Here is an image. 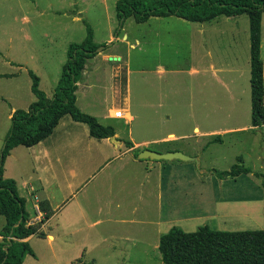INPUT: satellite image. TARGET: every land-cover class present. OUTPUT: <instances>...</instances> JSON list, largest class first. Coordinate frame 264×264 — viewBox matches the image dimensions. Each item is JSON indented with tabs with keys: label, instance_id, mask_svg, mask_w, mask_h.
Returning <instances> with one entry per match:
<instances>
[{
	"label": "rangeland",
	"instance_id": "rangeland-1",
	"mask_svg": "<svg viewBox=\"0 0 264 264\" xmlns=\"http://www.w3.org/2000/svg\"><path fill=\"white\" fill-rule=\"evenodd\" d=\"M116 1L0 0V73L6 75L0 77V143L10 126L11 120L7 116L10 106L27 109L35 100L28 71L38 75L39 88L51 96L67 60L68 45L84 39L85 24L88 23L94 41L106 46L98 56L86 61L77 84L76 105L100 123L116 127L124 139H129V131L134 141L160 138L173 132L179 137L149 146L162 148L175 144L187 152L201 155L199 164L195 160H187L184 164L193 173L199 171L198 201L195 202V187L181 199L183 204L193 203L192 210L197 216L180 225L164 227L159 234L172 226H180L185 231L197 230L201 225L223 230L264 229V177L255 174H264V126L253 128L250 122L247 14L231 18L219 16L211 24H204L209 27L205 41L213 51L214 59L216 51L220 55L224 49L238 56L242 66L243 74L237 79L240 87L237 97L229 105L230 117H227L226 96L219 93L221 90L215 94L213 105L199 102L197 110H192L191 77L186 72L162 75V99L152 104L144 101V77L148 75L153 79L155 74H146L143 70L153 68L157 62L178 69H185L189 64L191 55L187 42L191 22L175 18V23L165 20L155 33L147 23H138L128 17L120 29ZM261 56L264 62V13ZM168 83L174 85L172 99L167 92ZM118 107L126 109L131 120L109 117L110 109ZM66 117L43 142L49 152L47 164L39 163L33 155L35 150L26 146H17L4 161V176L13 178L19 194L26 198L28 223L39 221L36 217L39 200L47 198L54 210L51 218L40 227L45 237L35 234L30 237L29 244L35 255L27 254L23 264H163L159 249L153 248L149 259L133 254L127 259L120 257L118 252L123 246L134 253L139 252V247H129L130 242L124 240L123 236L129 234V224L122 223L121 219L97 224L92 222L94 217L91 215L80 217L67 213L65 206L70 201L74 206L95 202L100 181H110L111 175L105 177V173L111 172L115 164L104 165L107 159L96 157L94 150L95 146H106L111 141L92 138L84 123L76 127L66 125V119H71ZM194 125L201 130L239 128L198 137L192 131ZM216 135H219V141L212 140ZM239 155L251 172L219 179L212 169H230ZM32 169L38 170L44 187L28 196L23 189L24 181L38 186L35 176L29 180ZM4 222L5 218L0 214V224ZM157 234L151 232L148 238L151 243L156 241ZM103 237L110 238L104 241ZM82 243L87 245V250L83 249Z\"/></svg>",
	"mask_w": 264,
	"mask_h": 264
},
{
	"label": "trees",
	"instance_id": "trees-1",
	"mask_svg": "<svg viewBox=\"0 0 264 264\" xmlns=\"http://www.w3.org/2000/svg\"><path fill=\"white\" fill-rule=\"evenodd\" d=\"M116 17L120 29L128 17L138 23L151 16H177L193 22H205L217 16L247 14L249 22L250 54V122L253 128L264 126V62L261 57V30L264 0H117ZM86 35L80 42H71L67 48V60L63 64L57 85L51 96L39 88V77L29 70L31 92L35 100L27 109H15L0 152V214L5 225L0 230V264H22L27 254L35 255L25 238L30 235L45 237L41 225L54 210L47 198L37 202L42 213L36 223H28L29 212L25 198L18 193L16 181L4 177V161L10 150L18 145L31 146L47 138L59 120L68 114L72 120L85 123L89 135L100 139L115 134L112 125H105L83 112L76 105V89L86 61L94 57L99 47L106 44L93 39V30L86 23ZM213 141H219L216 135ZM132 146L130 140H125ZM139 150L136 151V155ZM228 170L212 169L221 179L235 178L249 173L241 155ZM263 176V173H255ZM264 184V182H262ZM163 264H264V229L223 230L201 225L197 230L185 231L172 226L159 238L158 244Z\"/></svg>",
	"mask_w": 264,
	"mask_h": 264
},
{
	"label": "crops",
	"instance_id": "crops-1",
	"mask_svg": "<svg viewBox=\"0 0 264 264\" xmlns=\"http://www.w3.org/2000/svg\"><path fill=\"white\" fill-rule=\"evenodd\" d=\"M263 13L261 23L263 21ZM218 17L219 16L205 22L189 21L191 22L189 29L191 35L189 42H187V47L189 49L191 58L189 64L185 67V69L169 68L162 64V62H157L153 68L143 70V72L146 74H155V77L153 79L149 78L148 75L144 77L143 99L146 103H148L147 101H149V103L152 104L153 102H159L162 99L164 95L162 75L169 74V76H171L179 72H186L191 77L190 98L192 103V110L194 112L197 110V104L199 102L206 105H213L215 94L220 90L221 92L219 93L226 96L227 112L228 110H230L229 105L232 103V100L237 97V91L240 87L237 79H239L241 77V74L243 73L238 56L232 54L228 50H226L225 52V50L223 49L220 55L216 51L214 59L213 51L206 44L205 33L208 31L209 27L207 25L204 27V24L206 22L210 23ZM225 17L231 18L235 16ZM174 18L177 20H186L174 15L166 17L151 16L148 20L144 21V23H147L150 27L153 28V31L155 33H158V27L162 26V22L167 20L169 22L172 21V23H175L173 22ZM199 24L203 26V28ZM226 29L228 31V35H230V27ZM234 29L235 28H233V31ZM115 39L116 38H114V40ZM124 39L127 43V39ZM109 40H111V37L108 38L107 41ZM129 45L131 47L134 46V44L131 43ZM156 46L159 47V42H156ZM102 50L103 48L100 49V51L95 56H98ZM0 74V77L6 76L3 73ZM174 91L175 90L173 83H168L167 92L170 96V99H172L171 96H173ZM15 109L16 108L14 106H10L7 113L8 118L11 117V114ZM83 109L86 108L83 107ZM112 110L113 108H111L108 113L109 117L117 118L113 116ZM126 113L129 114L128 112ZM66 116L69 115H64L59 120V122L67 118ZM226 116L230 117V113L228 112ZM129 117L130 119L132 118L130 114L127 118ZM69 118L71 117L69 116ZM66 120V125L71 127L80 126L79 124L82 123L76 122L72 119H70L71 121L69 119ZM59 122L55 127L58 126ZM85 126L87 125L85 124ZM114 128V135L120 140V143H108V145L106 146L103 145L94 147V150L96 151V157L103 160L107 159L104 165L108 164L109 166L111 165V163L115 164L113 165V170L111 172L105 173L106 171L102 169V172L105 173V177L111 175L110 181L104 183L100 181L101 187L95 191V193L98 194V197L95 198V202L92 205L86 204L82 206L80 203H78L74 206L70 201L65 206V208L68 207L67 213L70 215H72L73 213L80 217L91 215L94 217V220L92 222L97 224H100L103 221H113V218L121 219V221H123L122 223L129 224V234H125L123 236L124 240L130 242L129 247H139V252L134 253L131 248H125L123 246V250L119 249L118 252L120 257L129 258L133 254L135 257H138L140 255L144 259H149L151 258V248L155 250L159 249V238L163 234H159V232L164 231V227L168 228L170 225L175 223L180 225L181 223L185 222V220H190L197 216V212L193 213L192 210L193 203L183 204L181 199L187 197L190 190L195 187V189L197 190L195 202L197 203V195L199 191V171L196 170V172L193 173L192 171L188 170L184 165L186 164V162H188L187 160H180L175 158L170 160L138 158V156L136 155V151L139 150L140 152L145 148L157 151L159 153H166L169 151H182L186 155L197 157V164H199V162L201 161V155L197 152H187L186 150H183L181 146L175 144H171L162 148H151L149 146L153 143H161V141L171 142L172 140L178 138L179 136L174 134L173 132H168L160 138L134 141L130 136V131L128 132L129 139H124L122 136H120L119 130L116 127ZM237 128L239 127H226L218 130H201L198 125H194L192 131L198 137H207L215 133H223ZM52 133L47 138H49ZM5 135L3 136V140L0 143V152L4 144ZM47 138L39 141L34 145L26 146L27 148L35 150L33 155H35V157L38 159V162L42 165L47 164V156L49 152L45 149L46 146L43 145V142H45ZM100 140H103V142L110 141L109 138H100ZM124 140H130L132 142V146H127L124 143ZM198 140V142L201 141L200 139ZM16 147L17 146L12 148L8 155H11V152ZM102 167L103 166H101L100 168ZM32 173L33 175H30L31 178L29 180L32 181V177L35 176L38 181V183H36L38 184V186H35V184L33 183L24 181V184H22L23 189L27 191L28 196H31L33 194V191L40 188L43 189L44 187L41 183L42 178L38 170L32 169ZM68 180H70L69 176ZM111 180H114V182L112 181L111 183ZM177 200H180L181 202H177ZM190 200L192 201L191 198ZM186 206L191 209L186 208ZM37 213L38 215L36 217L40 220L42 213L39 210ZM114 221H116V219H114ZM4 225L5 222L2 225L0 224V230L4 227ZM151 232L158 233V236H156V241H154V243H151L149 240ZM31 236L32 235L25 238L24 240H27L29 242ZM110 237H103L102 239L104 241H107V239H109ZM0 241H2V235H0ZM82 246L84 250H87L86 244L84 245V243H82Z\"/></svg>",
	"mask_w": 264,
	"mask_h": 264
},
{
	"label": "water",
	"instance_id": "water-1",
	"mask_svg": "<svg viewBox=\"0 0 264 264\" xmlns=\"http://www.w3.org/2000/svg\"><path fill=\"white\" fill-rule=\"evenodd\" d=\"M99 49H102V47H99ZM109 140L112 143H120V140L115 136H111L109 137ZM138 158H149V159H166V160H170V159H180V160H195L197 161V157L194 156H189L184 154L182 151H169L166 153H159L157 151L145 148L143 150H141L138 154H137Z\"/></svg>",
	"mask_w": 264,
	"mask_h": 264
},
{
	"label": "built area",
	"instance_id": "built-area-1",
	"mask_svg": "<svg viewBox=\"0 0 264 264\" xmlns=\"http://www.w3.org/2000/svg\"><path fill=\"white\" fill-rule=\"evenodd\" d=\"M263 102H264V100H263ZM126 112H127V110L126 109H123V108H121V107H118V108H116L115 109V112L113 113V116L114 117H117V118H127L125 115H126ZM127 120L129 121V120H131V119H128L127 118Z\"/></svg>",
	"mask_w": 264,
	"mask_h": 264
},
{
	"label": "bare ground",
	"instance_id": "bare-ground-1",
	"mask_svg": "<svg viewBox=\"0 0 264 264\" xmlns=\"http://www.w3.org/2000/svg\"><path fill=\"white\" fill-rule=\"evenodd\" d=\"M115 112V109L112 110V114Z\"/></svg>",
	"mask_w": 264,
	"mask_h": 264
}]
</instances>
